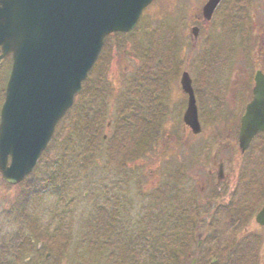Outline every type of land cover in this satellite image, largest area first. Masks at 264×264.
Wrapping results in <instances>:
<instances>
[{
  "label": "rangeland",
  "instance_id": "1",
  "mask_svg": "<svg viewBox=\"0 0 264 264\" xmlns=\"http://www.w3.org/2000/svg\"><path fill=\"white\" fill-rule=\"evenodd\" d=\"M261 1L238 2L233 9L250 3L249 11L231 9L211 35L192 18L203 0H155L131 33L110 36L33 172L18 185L0 175V252H50L44 264H166L180 255L205 264V253L206 264H264V230L254 211L236 208L263 200L264 144L241 156L231 145L264 70ZM184 71L198 98L197 136L184 127ZM3 81L0 68V110ZM147 118L158 130L138 153ZM222 160L234 169L218 196L210 188Z\"/></svg>",
  "mask_w": 264,
  "mask_h": 264
},
{
  "label": "water",
  "instance_id": "2",
  "mask_svg": "<svg viewBox=\"0 0 264 264\" xmlns=\"http://www.w3.org/2000/svg\"><path fill=\"white\" fill-rule=\"evenodd\" d=\"M152 0H0V61L14 64L0 122V172L17 184L35 167L58 121L73 105L107 34L131 31ZM216 2L208 5L211 13ZM185 123L202 127L188 72ZM264 131V73L257 71L253 99L242 117L240 147ZM11 157V161H10ZM264 226V205L256 215ZM191 264H195V260Z\"/></svg>",
  "mask_w": 264,
  "mask_h": 264
},
{
  "label": "flooded vegetation",
  "instance_id": "3",
  "mask_svg": "<svg viewBox=\"0 0 264 264\" xmlns=\"http://www.w3.org/2000/svg\"><path fill=\"white\" fill-rule=\"evenodd\" d=\"M208 2H209V0H203V4L200 5L199 7H197L196 13L193 14L192 18H193V22L197 23V24H195L197 28L200 29L201 26H202V28H203V26H205V27H207L206 29L209 31V33L212 34L214 32V30H216L217 28H219L222 24H224L226 22L228 17H230V14H228V12L231 11V9H233L237 5L238 2H241V0H220V2L216 6L213 14L211 15V18H207L206 14L204 12V8L206 6V3H208ZM250 5H251L250 3H246V4L242 3V6H240V8H235L233 10H237V11L241 10L242 11V8L245 7L249 11ZM260 14H262V16L264 17V1H263V3L261 1L260 5H259V16H260ZM248 17H249V14H248ZM261 30H262V32H260ZM260 31H259V33L264 34V25H261ZM9 58L12 60L11 57H8L6 59V61ZM249 97H250V94H248L247 99ZM247 99H245V100L243 99V101H246ZM237 117H238V120H237L238 127L236 128V130H238V132H239L241 116H240V118H239V115ZM185 128L187 129V131L190 132V129L188 127H185ZM238 141H239V137H237V143L234 140H233V142H231L232 149H235L234 146H236V144L238 145ZM228 164H230V163L228 162ZM215 168L218 169L216 172L217 174L215 176V179L213 180V187H211V188L209 187V188L214 189L213 191L216 194H218V196H219L220 194H222V192L226 191L225 188L228 186V184L230 182V180L228 178H226L227 177L226 172H229L230 170H232L234 168H232L231 165L227 166L225 168V163L223 160ZM210 172L212 174L214 172V170L212 169V170H210ZM250 182H254V180L249 179L246 183L247 186H245V187L249 188ZM260 194H261L263 200L258 201L259 199H257L255 202L254 201L247 202V204L248 203L251 204V206L249 207L250 209H248L247 204L243 207H241L242 205H239L236 208H238L239 211H245L244 213H250V212L258 210V208L260 206H262V204L264 203V187L262 188ZM241 200L244 201L243 199H241ZM239 225L243 226L244 224H239ZM245 228H247V227H245ZM50 256H51V254H47V253H45L43 255H41V254H35V255L25 254V255L9 256V255H4L0 252V264H6V258L7 257H35V260H32L33 264H44V260H46ZM42 257L44 258L43 261L40 260ZM177 262H179V263H176V264H183L182 260L180 258L178 259ZM166 264H168V263H166Z\"/></svg>",
  "mask_w": 264,
  "mask_h": 264
},
{
  "label": "trees",
  "instance_id": "4",
  "mask_svg": "<svg viewBox=\"0 0 264 264\" xmlns=\"http://www.w3.org/2000/svg\"><path fill=\"white\" fill-rule=\"evenodd\" d=\"M83 93V92H82ZM81 93V94H82ZM80 94V95H81ZM79 95V96H80ZM150 121H149V119L147 118L146 120H145V124L142 126V130H141V133H140V136H139V141H138V143H139V148L138 149H136V151L139 153V152H141V150H143L145 147H147L148 145H150L151 144V142L149 141L150 140V136H152V134H155L154 133V131H156L157 132V130H156V128L154 129H149L148 128V125H147V123H149ZM144 144V145H143ZM143 148V149H142ZM245 217V220L247 221V219H248V215H245L244 216Z\"/></svg>",
  "mask_w": 264,
  "mask_h": 264
}]
</instances>
